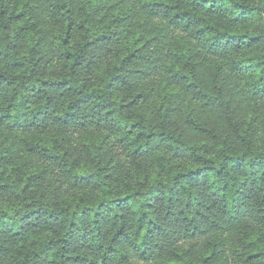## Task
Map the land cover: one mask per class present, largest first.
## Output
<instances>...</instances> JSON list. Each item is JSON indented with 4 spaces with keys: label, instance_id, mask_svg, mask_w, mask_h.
I'll return each mask as SVG.
<instances>
[{
    "label": "trees",
    "instance_id": "16d2710c",
    "mask_svg": "<svg viewBox=\"0 0 264 264\" xmlns=\"http://www.w3.org/2000/svg\"><path fill=\"white\" fill-rule=\"evenodd\" d=\"M0 264H264V0H0Z\"/></svg>",
    "mask_w": 264,
    "mask_h": 264
}]
</instances>
